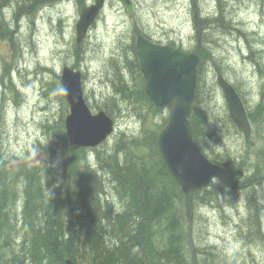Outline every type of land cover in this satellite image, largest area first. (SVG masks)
I'll return each instance as SVG.
<instances>
[{"label":"trees","instance_id":"16d2710c","mask_svg":"<svg viewBox=\"0 0 264 264\" xmlns=\"http://www.w3.org/2000/svg\"><path fill=\"white\" fill-rule=\"evenodd\" d=\"M60 1L0 0V40H8L16 53L19 44L15 43L13 35L19 34L18 24L15 23L12 34L5 20L10 15L15 22L20 16L29 19L40 8ZM74 2L81 9L85 0ZM8 8L10 11L6 14ZM222 18L220 8L214 16L194 19L201 39V63L190 121L195 143L214 164L224 167L223 178L199 193L188 197L182 193L157 149L156 138L165 123L163 117L159 123H154L157 127L154 131L148 130L142 121L139 137L128 138L122 134L111 152L70 150L62 117L68 108L59 91V75L41 68L51 75L43 83V96L54 95L62 114L55 124L48 121L42 125L47 141L42 147L43 161L39 164L26 162L8 167L9 159L4 157L0 145V264H64L66 259L75 264H195L188 254L195 249L189 248L193 238L186 227L191 221L192 209L218 206L217 198L229 189H250L253 193L254 189H259L258 180L264 177V111H260L258 104L256 111L248 112L252 135L261 145L253 164L247 159L248 145L253 143L251 137L245 139L244 154L234 163L214 153L213 149L209 150L210 154L203 148L210 140L219 143L216 136L219 131L238 132L227 112L220 118L219 127L211 124L213 121L206 111L207 93L212 89L216 91L217 84L207 85L205 64L212 61V56L203 43L208 32L214 30L216 24H222ZM138 33L137 27H133L131 40L122 45L118 55L109 59L112 99L119 97L121 101L115 103L107 99L98 110L113 118L123 111L120 102L137 116L144 110L161 112L149 103L144 92L135 53L134 35ZM72 56L75 59L72 67L78 69L84 61L82 46L75 45ZM2 85L9 90L16 87L7 65L0 72ZM4 121L2 97L0 126ZM55 153L60 156L58 170L49 163ZM89 156L93 158L91 162ZM250 218L254 219L255 214ZM255 219V223L248 221V232L264 242V230ZM102 233L109 237L107 247H98Z\"/></svg>","mask_w":264,"mask_h":264},{"label":"rangeland","instance_id":"374dc122","mask_svg":"<svg viewBox=\"0 0 264 264\" xmlns=\"http://www.w3.org/2000/svg\"><path fill=\"white\" fill-rule=\"evenodd\" d=\"M85 1L87 4L93 0ZM130 1L131 16L121 0H106L103 12L82 43L84 61L80 62L79 68L85 76L84 95L93 113L107 99L115 103L121 101L119 97L112 99L109 59L119 54L122 45L131 40L133 27L137 26L157 43H172L184 50H193L199 35L194 18L210 17L219 13L220 8L223 11L222 24H216L203 43L212 56V61L205 64L207 85L214 84L216 75L222 74L236 87L250 112L264 100V74L253 62L254 56L256 60L264 62V0ZM10 8L5 10L6 14ZM79 13L80 8L74 0H62L40 8L29 19L20 16L15 22L11 21L10 15L5 20L12 34L15 23L19 30V34L13 35L15 43L19 44L16 53L8 40H0V72L7 65L8 74L16 85L10 90L0 86V101L4 97L5 117V122L0 126V145L9 159L8 167L26 162L37 165L43 161L42 147L47 138L42 125L48 121L55 124L60 120L62 110L54 95L49 98L43 96V83L51 75L41 68L50 69L58 75L63 67H70L75 62L72 50ZM236 27L240 29L239 32ZM251 50L254 51L253 56ZM206 100L209 119L220 127V118L228 112L221 90L218 87L216 91L209 90ZM119 105L123 111L114 118L116 130L103 144L104 147L101 145L97 148L99 151L111 152L122 134L128 138L139 137L142 121L148 130H156L154 123H159L162 117L166 119L168 114V110L158 114L144 110L137 116L128 105L122 102ZM66 114L64 112L62 117L65 118ZM216 136L219 143L210 140L211 143L203 146L205 152L210 153L209 150L213 149L214 153L232 162L244 154L242 133L219 131ZM251 139L253 143L248 145L247 159L253 164L261 145L255 135ZM88 160L91 162L92 156ZM251 191L229 189L217 198L218 206L213 204L192 209L194 230L193 243L189 248L195 250L193 253L188 251L192 263L264 264V246L248 245L250 234L245 224L247 220L255 223L258 212L259 226L264 230V208H261L264 189ZM254 196L259 206L252 209L255 214L253 219L248 218L247 208ZM119 205L121 208L122 205Z\"/></svg>","mask_w":264,"mask_h":264},{"label":"water","instance_id":"95a60500","mask_svg":"<svg viewBox=\"0 0 264 264\" xmlns=\"http://www.w3.org/2000/svg\"><path fill=\"white\" fill-rule=\"evenodd\" d=\"M131 14V3L123 0ZM104 7V0H94L82 8L75 25L76 43L80 44L94 25ZM199 44L194 51L157 45L143 36L136 38V54L150 103L157 109H168V117L157 137V148L171 178L186 195L209 187L221 180L225 170L209 161L192 138L190 115L194 101ZM218 85L223 92L233 124L248 137L250 127L244 106L233 89L221 76ZM60 85L69 112L64 127L71 150L95 148L114 132V124L104 112L92 114L82 90L81 73L64 67ZM65 264H73L66 260Z\"/></svg>","mask_w":264,"mask_h":264},{"label":"bare ground","instance_id":"6f19581e","mask_svg":"<svg viewBox=\"0 0 264 264\" xmlns=\"http://www.w3.org/2000/svg\"><path fill=\"white\" fill-rule=\"evenodd\" d=\"M251 51H252V54L251 55L253 56L254 51L253 50H251ZM255 58H256V56H254V60H253L254 64L260 70L262 69L263 74H264V62L263 61L262 62L261 61H258ZM262 99H264V97ZM263 101H261L258 104V108L260 109L261 112L264 111V107H263L264 106V103H263ZM253 110L256 111L257 109H254L253 108ZM211 124H213L214 126H217V124H216L215 121H213ZM257 187L259 188L258 190L263 191V189H264V177L258 180ZM258 206H259L258 199H257L256 196H254L252 198L251 202L249 203L248 208H247V212L249 214L248 215L249 217L251 216L250 214H252V209L253 208H256V207L258 208ZM261 208H264V203L261 204ZM263 214H264V212H263ZM259 217H260L259 216V213L257 212L256 218L259 219ZM248 221L249 220H247L246 223H245L247 226H248ZM255 221H256V219H255ZM106 224H108V223H106ZM186 227H188L187 228V231H189L190 233L193 232L194 227H193L192 221H190L189 223H187ZM257 244H263V246H264V242L263 241L258 240L256 236L253 237L252 235H250V237H249V244L248 245H253L254 246V245H257ZM99 246H106V247L109 246V237L105 233H102V236L100 237V239L98 241V247Z\"/></svg>","mask_w":264,"mask_h":264},{"label":"clouds","instance_id":"9594fccd","mask_svg":"<svg viewBox=\"0 0 264 264\" xmlns=\"http://www.w3.org/2000/svg\"><path fill=\"white\" fill-rule=\"evenodd\" d=\"M59 91H62V90H59Z\"/></svg>","mask_w":264,"mask_h":264}]
</instances>
